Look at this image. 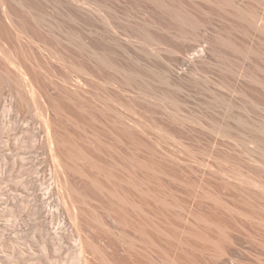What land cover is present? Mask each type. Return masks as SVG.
I'll return each instance as SVG.
<instances>
[{
    "label": "rangeland",
    "instance_id": "1",
    "mask_svg": "<svg viewBox=\"0 0 264 264\" xmlns=\"http://www.w3.org/2000/svg\"><path fill=\"white\" fill-rule=\"evenodd\" d=\"M180 1L0 0V264H264V36Z\"/></svg>",
    "mask_w": 264,
    "mask_h": 264
},
{
    "label": "bare ground",
    "instance_id": "2",
    "mask_svg": "<svg viewBox=\"0 0 264 264\" xmlns=\"http://www.w3.org/2000/svg\"><path fill=\"white\" fill-rule=\"evenodd\" d=\"M149 1H150L152 4H154L158 9H160V11H162V13H164L165 15H167V16H169L171 19H173V21H175L176 24L178 23L177 26H178L182 31H181L180 29H178V28H175V30H176V33H175V34H177V33H178V34H179V33L181 34V35H178V34H177V37H176L175 39H178V36H180L179 39L182 38V37L184 38V36H186L184 40H183V39H180V40H181V41H182V40H183V41H185V40L187 41V39H188L187 34H188V33L184 31V29L186 28V26L188 25V26H189V27H188L189 30H192V29H193V26L195 27L196 24H197V25H199V24H200V25H201V24L203 25V23H202V22L200 23L199 20H198L199 23L197 22V19L194 17V12H193V15H192L191 13H189L190 11L188 12L185 8H182L183 6L181 7V5H178L179 2H180V3L182 2V1H180V0H179V2H177L178 0H176L177 3H176V2H173V0H149ZM190 1H192V0H190ZM193 1H194V0H193ZM201 1H202L204 4H205V2H206V3H207L206 5L213 6L212 8H210L212 11H214L215 9H217V12H218V9H219V11L222 10L220 13H223L225 10H227L226 7L228 8V10H227L226 12H229V14L232 15V17H231L229 14H227L226 12H225V14H227V15L230 16V18L232 19V24H233V25H236V24H237L236 26H234V27H236V30L234 31L235 28H233V26L231 25V22L229 23V24H230L229 26H230V27L232 26V28H227V26H228V23H227L226 29H231V30L233 29V30H232V33H231L232 36H234L233 33H235L236 31L239 32V31L242 30V29H245L246 31H247V30H250V33L253 31V32H252V35H254V36H255V34H253V33H256L257 36H258L257 33H259V34H260L259 39H261L262 36H264V10H263V9H264V8H263L264 5L262 6V9L260 8V9L263 10V11H260V9H259V12H258V10H256V11H253V9L250 10L251 8H250V7L248 8V5H247L244 1L242 2L241 0H201ZM195 2H199V1H198V0H195ZM195 2H194V3L191 2V3L193 4V6H194L195 4H197V3H195ZM202 2H201V3L199 2V5H200V4H203ZM174 3H175V5H174ZM182 3H183V2H182ZM182 3H181V4H182ZM263 4H264V3H263ZM176 5L179 6L178 8L181 7V9H184L183 12L186 13V11H187V13H189V15L191 14L190 16H191V17L193 16V17H194L193 20L196 21V22H194L189 16H187V14L182 13V10L180 11V9H178V10L181 12V13H180V12L175 8V7H177ZM182 5H183V4H182ZM174 6H175V7H174ZM195 6L199 7L198 4L195 5ZM202 6H203V5H202ZM210 6H206V7L209 8ZM200 7H201V5H200ZM200 7H199V8H200ZM204 7H205V6H204ZM204 7H201V8H204ZM213 8H214V10H213ZM204 9H205V8H204ZM204 9H203V10H204ZM206 9H207V8H206ZM185 10H186V11H185ZM208 10H209V9H208ZM208 10H206V12H209V11H210L209 13H211V10H209V11H208ZM204 11H205V10H204ZM220 13H219V12H218V13H215V11H214V13H212V14H215V15L218 16V14H220ZM183 14H184V15H183ZM185 15H186V17H185ZM223 15H224V13H223ZM223 15L220 14L219 17H221V16H223ZM227 15H226V16H227ZM229 16H228V17H229ZM187 17H189L190 19H188ZM186 18H187V19H186ZM233 18L236 19L237 23L235 22V24H234V21H235V20H234ZM189 20H192V21L195 23V25H194V23H193L192 21H189ZM187 22H188V24H187ZM190 22L192 23L193 26H192L191 24H189ZM228 22H229V21H228ZM238 23H239L240 25H239ZM197 25H196V26H197ZM200 25L198 26V28H197V27H195V28H196V29H199V30H200V28L203 29V28H202V25H201V26H200ZM238 25L241 26V27H238V28H237ZM165 27H166V28H165ZM165 27H163V28L167 29L166 31H168V33L170 34V33H171L170 30H172L173 28L170 29L168 26H165ZM203 27H204V25H203ZM190 28H191V29H190ZM224 28H225V27H224ZM224 28H223V30H225V32L228 31V30H226V29H224ZM240 28H241V29H240ZM168 29H169V30H168ZM196 29H193L192 31L195 32ZM237 29H239V30H237ZM175 30H173V31L175 32ZM178 30L181 31V32H178ZM199 30H197V32H198ZM223 30H222V31H223ZM245 30H242V31L245 32ZM169 31H170V32H169ZM200 31H201V30H200ZM200 31H199V32H200ZM222 31L220 30V32H222ZM174 32H172V33L174 34ZM225 32H222V33H224L225 35H226V33H227V35H230V34H228V32L230 33V31H228V32H226V33H225ZM243 32H242V33H243ZM172 33H171V34H172ZM222 33H221V34H222ZM248 33H249V31L246 32V34H248ZM200 34H201V33H200ZM200 34H196V32H195V36L197 35V38H198V40H197L196 42L199 43L200 50H197L198 53L195 51V53H197V55H194V54H193L194 57L192 56V61H196V60H198L197 62H200L201 60H203V54H205L207 51L210 52L211 50L213 51V50L215 49V48H214V47H215V44L212 43L211 41H209L205 36H202V35H200ZM221 34H219V35L217 36V38L220 36L218 39L215 37V38H216L215 42H216L217 40L219 41L220 38H221L220 41H223V42L225 41V40L221 37ZM224 34H223V37L226 38L227 35H226V37H225ZM237 34H241V33H237ZM246 34H245V35H246ZM261 34H262V35H261ZM188 35H189V34H188ZM231 35H230V37H232ZM248 35L250 36L251 34H248ZM248 35H246V37H247ZM252 35H251V36H252ZM181 36H182V37H181ZM243 36H244V35H243ZM257 36H256V37H257ZM173 37H174V35H173ZM230 37H229V39H227V38H228V37H227V38H226V39H227L226 41L229 40L228 42H230L231 45H227V44H225V43H227V42H224V45H226L227 47L229 46V48H227V47L225 46V49H228V50H229V49H232V48H233L232 46H234V48L236 47V48H235L236 50H237L238 48H239L240 50H241L242 48L247 49V48H245V46H244L245 44H247V42L244 44V41H243V42L237 41V40H240L239 38H236V37H238V36H236V37L234 36L236 39H235V38H230ZM186 38H187V39H186ZM251 38L253 39V38H255V37L252 36V37H250L249 39H251ZM232 39H235V40H233V42H234V43H235V41H236V43L238 42V43H239V44H238L239 46H240V43H241V45H242V43H243V45H242L243 47H242V48L238 47L236 43H235L236 45H234V44L232 45L233 42L230 41V40H232ZM257 39H258V37H257ZM259 39H258V41H259ZM263 39H264V37H263ZM180 40H179V41H180ZM261 40H262V39H261ZM241 41H242V40H241ZM251 41H252V40H251ZM251 41H250V42H251ZM156 42L159 43V40L156 41ZM223 42H221V43H223ZM260 42H261L262 44H264V41H260ZM260 42H257V43L255 42V45H259ZM200 43H204V44H206V45L201 46ZM218 43H219V42H217L216 44H218ZM230 43H229V44H230ZM251 43H252V42H251ZM258 43H259V44H258ZM249 44H250V43H249ZM249 44H247L246 46L249 47V46H248ZM252 44H253L254 48H252L253 46L250 47V48L256 50V49H255L256 47H255V45H254V42H253ZM262 44L259 45V46H257V49L260 50L261 48H258V47H261ZM212 45H213V46H212ZM224 45H223V44L221 45L220 43H219V45H216L217 48H218V49H216V50H218V51H217L218 53H222V52H223V51H222V52L220 51V48H219V47H221V46L224 47ZM218 46H219V47H218ZM230 46H231V47H230ZM263 46H264V45H263ZM222 47H221V48H222ZM213 48H214V49H213ZM250 48H248V49H249L248 51L242 49V50H244V52L246 51L247 54H245L244 52L242 53V50H241V51H236V50L234 49V50H235L234 52H237V54L240 52V54L242 53V54L244 55V57H246V55H247V57L250 56V61H249V58H247V60H244V59H246V58H244L243 55H240V54H239L240 56L243 57V58H242V61H249V63L253 66L252 63L255 62L254 59H255V60H256V59H259V57L257 56V54H256L255 52L260 53L261 56H263V58H264V55H263V54H264V51H263L264 48L262 47L263 50L261 49V50H260L261 52H258V51L253 52L254 50L251 51ZM239 49H238V50H239ZM232 50H233V49H232ZM262 51H263V54H262ZM213 52H214V51H213ZM213 52H210V53H213ZM217 52H215V53H217ZM218 53H217V54H218ZM223 53H224V52H223ZM223 53H222L221 55H220V54H219V55H220L221 57H222V55H223V57H224L225 54H223ZM253 53H255V54H253ZM248 54H252V55H248ZM253 56H256V57L254 58ZM261 56H260V59H261ZM223 57H222V60H223V61L225 60L224 58H226V60H227V57H224V58H223ZM193 58H194V59H193ZM252 58H253V59H252ZM190 59H191V58H190ZM251 59H252V60H251ZM260 59H259V60H260ZM226 60H225V62H223V63H226V64H224L225 67L228 68V66H229L230 69H231L232 66L234 67V65H232V66H231V65H227V64H231L232 61H230V60L228 59V60H227L228 63H227ZM259 60H256V63H258L257 61H259ZM263 60H264V59H263ZM190 61H191V60H190ZM251 61H252V63H251ZM260 61L262 62V60H260ZM229 62H231V63H229ZM190 63H193V62H190ZM246 63H248V62H246ZM195 64H196V62H195ZM195 64H192V68H194L193 65H195ZM250 64H248V66H249ZM263 64H264V62L261 63V65H263ZM226 65H227V66H226ZM239 65H240V64H239ZM239 65H238V67H240ZM257 65H259V66H257V67H258V70H259V68H260L259 71H260V72H262V71L264 72V70H263L264 67L260 66V63H258ZM230 66H231V67H230ZM248 66H247V67H248ZM252 66H251V67H252ZM263 66H264V65H263ZM190 67H191V66H190ZM223 67H224V66H223ZM225 67H224V68H225ZM233 67H232V68H233ZM251 67L249 66L248 69L250 70ZM254 67H256V66L254 65ZM254 67H253L252 70H253V71L255 70V73H256V74H255L252 70L248 71L247 68H244V69H243V72L240 74V76H242V77H241L242 79L245 77L244 79H246V80H248L249 78H251V79L248 80L249 82L247 81L246 84H247V85H250V84H251L252 87L256 88L255 90H258V92H259V91L261 90V88H260V89H257V88L261 87V85L264 87V79H263V78H264V76H263L264 73L262 72L263 74H262V73L259 74V75H261V79H262V81H261L260 78H259V76L257 75V74H258V73H257L258 70H256L257 67H256V69H255ZM261 67H262L263 69H261ZM221 68H222V66H220V71H221L222 73H225L227 70H230L229 68H228V69L225 68L226 70H225L224 68H222V69H221ZM189 69H190V68H189ZM189 69H188V70H189ZM195 69H197V68L195 67L193 70H195ZM190 70H192V69H190ZM193 70L191 71V73H193ZM222 70H224L225 72L222 71ZM231 70H232V71H233V70L235 71L236 69H231ZM261 70H262V71H261ZM196 71H197V70H195L194 72L196 73ZM232 71H231V72H232ZM234 71H233V72H234ZM236 71H238V70H236ZM251 71L255 74V75L253 74L254 76H252ZM259 71H258V72H259ZM189 72H190V71H189ZM231 72L229 71V73H231ZM191 73H189V75L192 76ZM195 73H193L194 76L196 75ZM226 73H228V71H227ZM234 73L238 75L237 72H234ZM234 73H232V74H234ZM237 75H236V77H237ZM233 76H234V78H235V75H233ZM255 76L258 77L259 79L257 80V78H256ZM254 77H255V78H254ZM247 78H248V79H247ZM252 79H256V80H254L255 82H254ZM251 80H252V81H251ZM259 80H260V81H259ZM256 81L258 82V84H261V85H259V86L256 85V84H257ZM242 82H243V80H242ZM245 82H246V81H245ZM251 82H252V83H251ZM236 83H237V82H236ZM238 83H239L238 85H241V81H238ZM249 83H250V84H249ZM253 83H256L255 86H253V85H254ZM243 84H244V82H243ZM246 84H245V86H244V85H241L240 87L244 86V88H243V90H244V89L246 88ZM234 85H236V84H234ZM251 85H250V87H251ZM256 86H257V87H256ZM23 87L26 88L25 85H23ZM247 87H248V86H247ZM234 88H235V87H234ZM237 88L240 89L239 86H237ZM262 89H264V88H262ZM234 90H235V89H234ZM236 90H237V89H236ZM240 90H242V88H241ZM238 91H239V90H237L236 92H238ZM263 91H264V90H263ZM263 91L261 90L260 92H263ZM213 92H214V91H213ZM234 92H235V91H234ZM238 93H240V91H239ZM241 93L244 94V91H242ZM241 93H240V94H241ZM263 93H264V92H263ZM259 94L261 95L262 93H259ZM262 96L264 97L263 94H262ZM263 99H264V98H263ZM46 119L48 120L49 118H46ZM47 120H46V121H47ZM44 121H45V120H44ZM46 121H45L44 123H46V124L48 123V125H46V126H47V128H49V127H48V126H50L49 120H48L47 122H46ZM263 124H264V123H263ZM260 128H264V125H263V127L261 126ZM261 131H262V130H261ZM263 131H264V130H263ZM50 137H52V140H51V138H50L49 140L53 142V141H54V140H53L54 137H53L52 135H51ZM52 142H51V144H55V143H52ZM54 142H55V141H54ZM52 151L54 152V150H52ZM55 153H56V154H55ZM55 153H54L53 156H57V152H56V151H55ZM57 157H60V156L58 155ZM57 157H55V158L58 159ZM56 159H55V160H56ZM60 159H61V158H60ZM60 159H58L56 162H59V161L61 162ZM60 162H59L58 164H60ZM66 180H67V179H66ZM66 183H67V182H66ZM69 183H70V182H69ZM69 183H68V184H69ZM76 218H77V217H76ZM196 235H197V234H196ZM197 237H198L200 240L204 241V242L206 241V242H210V243H212V240H211L212 238L210 239V236H209L207 233H205V232H203V233L201 232L199 235L196 236V238H197ZM198 238H197V239H198ZM206 242H205V243H206ZM214 243H215V242H214ZM214 245H215V244H214Z\"/></svg>",
    "mask_w": 264,
    "mask_h": 264
}]
</instances>
